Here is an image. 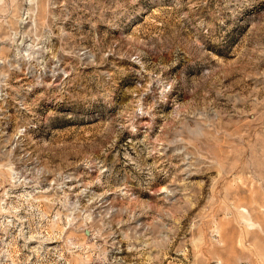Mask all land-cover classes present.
<instances>
[{"label":"rangeland","instance_id":"obj_1","mask_svg":"<svg viewBox=\"0 0 264 264\" xmlns=\"http://www.w3.org/2000/svg\"><path fill=\"white\" fill-rule=\"evenodd\" d=\"M0 264H264V0H0Z\"/></svg>","mask_w":264,"mask_h":264}]
</instances>
